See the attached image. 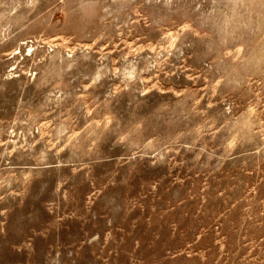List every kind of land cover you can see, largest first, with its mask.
Segmentation results:
<instances>
[{"label":"rangeland","instance_id":"obj_1","mask_svg":"<svg viewBox=\"0 0 264 264\" xmlns=\"http://www.w3.org/2000/svg\"><path fill=\"white\" fill-rule=\"evenodd\" d=\"M0 264H264V0H0Z\"/></svg>","mask_w":264,"mask_h":264}]
</instances>
